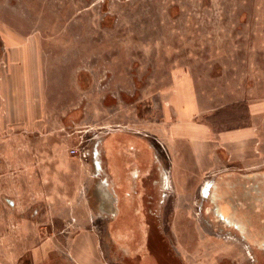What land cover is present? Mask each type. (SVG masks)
I'll use <instances>...</instances> for the list:
<instances>
[{"label":"rangeland","instance_id":"374dc122","mask_svg":"<svg viewBox=\"0 0 264 264\" xmlns=\"http://www.w3.org/2000/svg\"><path fill=\"white\" fill-rule=\"evenodd\" d=\"M3 31L20 48L24 78L13 83L25 95L6 104L0 96V264H46L48 253L57 264L58 241L75 226V191L59 169L67 163L75 173L71 149L100 152L112 138L145 133L152 140V120L177 100L193 99L218 127L249 123L248 102L264 104V0H0V52ZM3 67L0 60V79ZM256 123L252 166L264 168V111ZM93 155L79 159L92 163ZM197 199L173 198L162 218L177 258L264 264V250L252 261L242 245L179 210ZM92 237L101 240L97 264L120 257L108 254L107 232Z\"/></svg>","mask_w":264,"mask_h":264},{"label":"crops","instance_id":"0c3cea01","mask_svg":"<svg viewBox=\"0 0 264 264\" xmlns=\"http://www.w3.org/2000/svg\"><path fill=\"white\" fill-rule=\"evenodd\" d=\"M14 39V33L3 31L2 40L5 49L0 52V60L4 66L0 79V96L5 104L15 102L13 96L25 95L23 86L18 87L13 83L17 78H24V71L20 67L18 69L20 48L13 46ZM35 77L38 75L36 74ZM35 89V92L33 90L30 92L31 102L39 100L37 85ZM192 101L193 99L187 103L189 106H183L181 104L184 103L177 100L174 109L163 110L162 117L153 119L151 127L148 128L152 140L139 137L131 140L140 146V151L144 153V158L149 163L153 161L152 146H155L158 152L162 147V152L165 154L161 163L167 171L161 170V172L166 174L168 191L161 203L153 198L160 187L157 174L160 171L159 160L142 182L141 189L139 187V190L143 189L142 196H145L137 199V203L145 209L143 214L145 218L153 216L168 218L171 215L169 209L173 198L183 202L196 199L202 180L207 176L228 166L242 170L250 169L255 161V153L260 148L258 146L261 139L256 118L264 111L263 103L248 102L249 123L218 127L204 119L202 117L204 112H198ZM100 153V172L93 171V167L96 169L94 161L86 162L77 156H75V173L73 166L67 163L59 168L63 175L69 178L71 185L73 184L72 191H75V226L71 225V229L65 230L71 235H66L65 241L59 240L60 246H57V249L65 248L75 264H97L96 260H100L97 249L101 248V240L93 238L92 234L102 230L109 234L112 219L121 211V192H132L138 184L130 182L128 185L119 178L122 171L120 162L124 156L120 147L104 146ZM159 154L161 155L160 152ZM126 185L128 188H125ZM179 207V210H191L197 215L195 202L194 206ZM75 227L83 229V232L75 231ZM168 231L166 228V232ZM75 232L79 235L75 236ZM50 243L46 240L41 245L47 246Z\"/></svg>","mask_w":264,"mask_h":264},{"label":"flooded vegetation","instance_id":"af4514ba","mask_svg":"<svg viewBox=\"0 0 264 264\" xmlns=\"http://www.w3.org/2000/svg\"><path fill=\"white\" fill-rule=\"evenodd\" d=\"M144 135L145 139H149L148 133ZM131 140L134 138L126 136L106 144V146H118L122 150L124 156L120 162L121 181L127 182L128 185L130 182L138 183L134 191L120 194L121 211L111 221L109 227L111 239L107 246L108 254L118 251L120 257H114L115 259L107 257L109 260L107 262L110 264H184L182 259L176 256L175 246L166 234L162 218L157 216L145 218L143 215L145 209L137 203V199L145 196H142L143 189L141 191L139 187L141 189L142 182L149 175L152 166L157 165L158 160L160 171L157 174L160 187L153 198L161 203L167 194L166 174L161 172V170L167 171L162 164L165 154L162 152V147L159 151L160 155L155 146H152L153 161L149 163L144 158V153L140 151V146ZM86 150L88 156L90 153L94 154L89 148ZM99 155H101L100 152ZM97 156L98 154L93 155L94 165L96 171L100 172L101 165ZM128 185L125 188H128ZM197 195L196 213L202 218L207 232L234 240L249 250L250 258L256 261V250H264V168L253 166L246 170L230 166L221 168L202 180ZM63 249L59 248L61 253L59 251L55 253L57 264H75L67 251ZM49 254L46 255V264H50Z\"/></svg>","mask_w":264,"mask_h":264},{"label":"built area","instance_id":"2783aa9c","mask_svg":"<svg viewBox=\"0 0 264 264\" xmlns=\"http://www.w3.org/2000/svg\"><path fill=\"white\" fill-rule=\"evenodd\" d=\"M70 152L72 154L78 155L80 158L83 157H87L88 156V152L86 149H82L81 151L79 149H71Z\"/></svg>","mask_w":264,"mask_h":264},{"label":"water","instance_id":"95a60500","mask_svg":"<svg viewBox=\"0 0 264 264\" xmlns=\"http://www.w3.org/2000/svg\"><path fill=\"white\" fill-rule=\"evenodd\" d=\"M96 155H97V150L94 151V156H96ZM97 168H99V164H97Z\"/></svg>","mask_w":264,"mask_h":264}]
</instances>
